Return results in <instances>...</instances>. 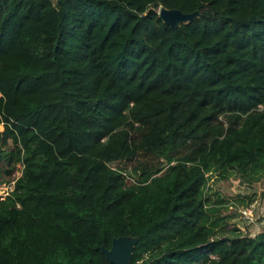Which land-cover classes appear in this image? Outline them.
<instances>
[{
  "label": "trees",
  "instance_id": "trees-1",
  "mask_svg": "<svg viewBox=\"0 0 264 264\" xmlns=\"http://www.w3.org/2000/svg\"><path fill=\"white\" fill-rule=\"evenodd\" d=\"M0 128V264H264V0H0Z\"/></svg>",
  "mask_w": 264,
  "mask_h": 264
},
{
  "label": "rangeland",
  "instance_id": "rangeland-1",
  "mask_svg": "<svg viewBox=\"0 0 264 264\" xmlns=\"http://www.w3.org/2000/svg\"><path fill=\"white\" fill-rule=\"evenodd\" d=\"M147 159L150 161H153V159L150 157H147ZM15 172L17 173L18 170ZM217 185H218L217 187L218 190L220 191L221 194H223V198L225 200H227L228 197H233L236 193L244 194V193L249 192L250 190L255 191L256 197H255V200L251 203V204H254L253 212H252V209L250 210V212L248 211L246 212L248 215V218L242 217V215H246L245 213L244 214L240 213L239 215L230 217L228 220L227 227H232L233 225H235L240 230L246 233H249V234H254L257 231H259L263 223V221L262 222L259 221V216L264 213V193H261L264 190V181L261 180L259 182L250 183L237 176H230L226 180L218 181ZM212 187L214 188V185H212ZM4 189H5V185L3 186L1 185L0 194L2 193V190ZM228 205H229L228 207H231L230 204ZM238 209H241V207ZM223 212L226 213L229 211L226 208V210H223ZM251 212L252 214H250Z\"/></svg>",
  "mask_w": 264,
  "mask_h": 264
},
{
  "label": "water",
  "instance_id": "water-1",
  "mask_svg": "<svg viewBox=\"0 0 264 264\" xmlns=\"http://www.w3.org/2000/svg\"><path fill=\"white\" fill-rule=\"evenodd\" d=\"M199 14L197 9L189 12H183L178 8H166L159 6L157 15L161 21L170 27H175L179 23H185ZM116 163L115 160L109 161L108 164ZM235 215L240 214L239 209H231ZM136 241V236L132 235H118L111 238L109 247L100 246L108 264H128L131 256L133 245Z\"/></svg>",
  "mask_w": 264,
  "mask_h": 264
},
{
  "label": "built area",
  "instance_id": "built-area-1",
  "mask_svg": "<svg viewBox=\"0 0 264 264\" xmlns=\"http://www.w3.org/2000/svg\"><path fill=\"white\" fill-rule=\"evenodd\" d=\"M248 208H249V210H248ZM252 209V212H253V210H254V204H250V205H248V206H245V207H242L241 209H239L240 210V213H242V214H246V215H242L244 218H248V215H247V211L248 212H250V210ZM252 212L250 213V214H252Z\"/></svg>",
  "mask_w": 264,
  "mask_h": 264
},
{
  "label": "clouds",
  "instance_id": "clouds-1",
  "mask_svg": "<svg viewBox=\"0 0 264 264\" xmlns=\"http://www.w3.org/2000/svg\"><path fill=\"white\" fill-rule=\"evenodd\" d=\"M3 191V190H2ZM2 194V193H1ZM0 197H1V195H0Z\"/></svg>",
  "mask_w": 264,
  "mask_h": 264
}]
</instances>
